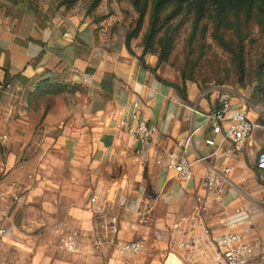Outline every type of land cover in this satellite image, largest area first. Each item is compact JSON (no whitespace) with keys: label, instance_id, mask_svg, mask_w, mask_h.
I'll return each mask as SVG.
<instances>
[{"label":"crops","instance_id":"crops-1","mask_svg":"<svg viewBox=\"0 0 264 264\" xmlns=\"http://www.w3.org/2000/svg\"><path fill=\"white\" fill-rule=\"evenodd\" d=\"M52 8L37 0H0V84L7 85L0 96V135L10 138L0 141V264H215L216 248L202 226L186 236L171 229L198 197L209 206L206 225L214 234L242 208L248 218L237 229L247 242L264 246V170L257 167L264 126L231 153L235 144L216 136L208 118L224 97L255 123L264 110L236 99L228 87L208 96L188 86L184 99L126 48L99 49L94 28ZM134 107L155 127L152 142L137 144L121 128L123 113ZM190 133L189 159L207 158L184 181L154 158L158 147L172 150ZM208 139L219 144L209 147ZM227 167L229 185L218 202L203 175ZM17 190L22 195L13 202L10 193ZM92 195L107 200L108 216L119 219L115 238L142 242L143 253L117 255L109 241L97 248L81 241L78 253L60 246L56 230L97 232ZM171 235L192 236L196 245L190 251L174 246Z\"/></svg>","mask_w":264,"mask_h":264},{"label":"rangeland","instance_id":"rangeland-1","mask_svg":"<svg viewBox=\"0 0 264 264\" xmlns=\"http://www.w3.org/2000/svg\"><path fill=\"white\" fill-rule=\"evenodd\" d=\"M37 1L52 4L54 14L94 28L99 49L126 48L138 59L157 0ZM259 3L264 0H222V6L215 0H194L177 8L178 0H168L159 8L152 48L143 62L148 65V58H154L148 69L179 94L187 95L188 86L208 96L214 88L228 87L236 99L244 97L264 110V15ZM256 125L264 126V114Z\"/></svg>","mask_w":264,"mask_h":264},{"label":"built area","instance_id":"built-area-1","mask_svg":"<svg viewBox=\"0 0 264 264\" xmlns=\"http://www.w3.org/2000/svg\"><path fill=\"white\" fill-rule=\"evenodd\" d=\"M6 84H0V96L6 89ZM256 109H259L256 106ZM121 128L131 137L137 144H146L152 142L155 137V127L144 118L138 108H130L122 115ZM208 118L212 122L213 132L216 136H220L223 141H232L235 148L231 151L241 149V146L254 134L257 125L250 118L248 112L243 107L232 108L231 99L224 97L221 100L220 108L209 114ZM7 134L0 135V141L5 143L9 141ZM193 144V133L176 141L172 150H165L158 147L154 158L155 165H162L166 162L167 166L175 171L177 177L184 181L192 180L195 176L194 165L196 162L205 161L207 157L199 156L197 160L189 159L187 152ZM218 139L206 140V145L212 148L217 146ZM216 151H214V154ZM257 167L264 170V150L259 154L257 159ZM230 168L217 170L211 168L203 175V181L210 195L218 202H222L226 194L229 179L227 175L230 173ZM264 181V180H263ZM10 198L13 202H18L22 192L18 190L10 193ZM2 200L5 197L1 198ZM89 208L97 218V232L89 234L83 230L63 231L56 230L59 244L68 252L78 253L80 251V243L84 240H92V246L97 248L111 242L114 247V252L120 256L140 255L145 250V244L138 241H125L115 238L119 232V219L115 216H108L111 209L107 200H99L92 195L89 199ZM147 210H152V206L148 205ZM138 215H143L138 212ZM209 215V206L206 200L198 197L193 210L180 218L179 221L171 225L172 231H177L183 235L195 230L196 226H202L204 233L209 237L211 243L216 248L217 258L215 264H251L264 260V246L259 242H247L245 235L237 228L240 223L246 221L248 213L242 208H236L233 214L224 222L225 231L216 235L206 225V220ZM141 223H146L147 218L142 217L139 220ZM185 228L183 229V226ZM5 230H0L4 233ZM114 236V237H112ZM114 238V239H113ZM170 241L174 246H178L185 250H192L196 245L194 237L183 239L179 235H171Z\"/></svg>","mask_w":264,"mask_h":264},{"label":"trees","instance_id":"trees-1","mask_svg":"<svg viewBox=\"0 0 264 264\" xmlns=\"http://www.w3.org/2000/svg\"><path fill=\"white\" fill-rule=\"evenodd\" d=\"M168 0H157L155 3H154V6H153V9H152V21H151V28H150V31H149V34H148V37H147V40H146V47L143 51V55L147 54L149 52V50L152 48V44H151V40L152 38L154 37V33H155V24L158 20V17H159V8L164 5ZM194 0H178V4H177V8L183 6V4L185 3H189V2H193ZM216 1V4L219 5V6H222L221 2L222 0H215ZM257 8L263 13L264 15V4L263 3H259ZM142 13H144V10H141ZM132 39V36L131 35H128L127 37V48L130 50V40ZM142 55V56H143ZM142 56L140 58H138L140 60V62L143 64V58ZM163 57V55H161ZM162 57H160V60L162 59ZM143 67L145 68H149L148 65H146L144 63V65H142ZM180 95L182 96V98L186 99V93L185 94H181L180 92Z\"/></svg>","mask_w":264,"mask_h":264}]
</instances>
